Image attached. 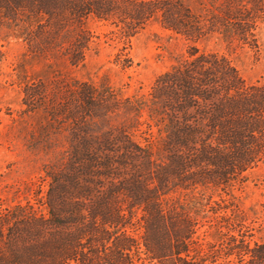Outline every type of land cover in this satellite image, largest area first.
<instances>
[{
  "label": "trees",
  "instance_id": "obj_1",
  "mask_svg": "<svg viewBox=\"0 0 264 264\" xmlns=\"http://www.w3.org/2000/svg\"><path fill=\"white\" fill-rule=\"evenodd\" d=\"M89 20L113 21L126 40L154 21L185 49L146 95L58 77L24 85V111L44 120L46 188L37 204L0 210V264H264V238L251 243L223 199L264 164V78L247 83L206 51L212 40L257 51L264 0H0V32L73 68Z\"/></svg>",
  "mask_w": 264,
  "mask_h": 264
},
{
  "label": "rangeland",
  "instance_id": "obj_2",
  "mask_svg": "<svg viewBox=\"0 0 264 264\" xmlns=\"http://www.w3.org/2000/svg\"><path fill=\"white\" fill-rule=\"evenodd\" d=\"M206 1L209 0H185L192 8ZM112 22L88 21L91 47L83 65L74 68L60 56L48 60L35 58L26 52L20 39L0 32V50L4 53L0 63V210L17 203L37 204L46 188L43 167L50 154L42 150L37 137L44 120L39 111H24L22 89L27 82L54 77L94 84L105 82L124 97L146 95L154 79L184 52L185 42L154 21L146 23L128 40ZM258 41L257 51L249 48L228 51L212 40L206 51L226 56L239 76L250 83L264 78V22L258 30ZM117 55L121 60L129 58L131 66L121 70L114 63ZM136 138L143 142L139 135ZM232 194L233 199L224 195L223 199L245 216V224L252 228L249 241L263 239L264 164L251 170L247 181Z\"/></svg>",
  "mask_w": 264,
  "mask_h": 264
}]
</instances>
